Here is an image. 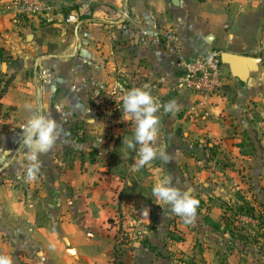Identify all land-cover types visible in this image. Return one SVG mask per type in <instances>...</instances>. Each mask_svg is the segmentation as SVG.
Segmentation results:
<instances>
[{
	"label": "crops",
	"instance_id": "1",
	"mask_svg": "<svg viewBox=\"0 0 264 264\" xmlns=\"http://www.w3.org/2000/svg\"><path fill=\"white\" fill-rule=\"evenodd\" d=\"M48 1L52 10L33 16L0 0V148L10 152L0 163V255L17 252L32 264H171L164 248L185 243L194 222L205 224L201 215L263 212L264 137L249 111L264 106V0ZM72 12L77 22L68 23ZM166 29L178 34L186 58L228 52L255 58L254 68L240 81L222 64L218 94L188 90L178 55L161 38ZM136 87L160 104L154 147L168 154L139 171L130 169L138 146L125 145L134 121L121 110L106 122L89 98L105 89L119 101ZM29 105L55 119L59 132L39 155L35 181L20 141ZM79 129L85 135L75 141ZM164 178L199 200L191 223L140 192ZM174 229L184 233L180 242L168 237ZM245 258L239 252L236 264Z\"/></svg>",
	"mask_w": 264,
	"mask_h": 264
},
{
	"label": "clouds",
	"instance_id": "2",
	"mask_svg": "<svg viewBox=\"0 0 264 264\" xmlns=\"http://www.w3.org/2000/svg\"><path fill=\"white\" fill-rule=\"evenodd\" d=\"M119 107L129 119L135 123L132 137L125 141L127 149H137L138 159L133 169L139 171L153 161L159 154L167 161V150L159 151L154 147L158 135L159 117L156 113L160 104L145 88H131L119 98ZM28 107L31 115L21 129L20 141L27 151L26 159L29 161L27 177L30 181L37 179L40 170L39 155L51 150L59 135L56 120L47 114H37L32 107ZM169 107L165 106V111ZM10 156L9 150L0 148V163L3 158ZM152 195L157 205H170L171 212L181 217L185 223H191L195 217L199 200L191 193L181 192L171 186L169 179H157L152 187ZM147 217V215H144ZM147 220V219H146ZM0 264H13L10 256L0 255Z\"/></svg>",
	"mask_w": 264,
	"mask_h": 264
},
{
	"label": "rangeland",
	"instance_id": "3",
	"mask_svg": "<svg viewBox=\"0 0 264 264\" xmlns=\"http://www.w3.org/2000/svg\"><path fill=\"white\" fill-rule=\"evenodd\" d=\"M226 74H224V81L226 80ZM221 91V90H220ZM238 191L234 186L233 191ZM235 191L233 193H235ZM140 192H144L145 196L152 194L151 189H143ZM139 192L136 191V194ZM145 196L142 195L141 199H145ZM207 193H203V198H207ZM229 199H234L235 194ZM219 200L216 202V208L218 212L222 210L223 203ZM260 203H264V198L258 199ZM200 205V203H199ZM246 209V208H245ZM248 210V209H247ZM223 211V210H222ZM225 214H214L213 219L208 218V214H203L199 219L205 220V224H197L194 222V234L188 230L185 234V243L171 244L169 243L164 252L171 258V264H228L229 260L232 264H236L238 259V253H243L246 257L245 264H264V232L262 228L264 222H260L258 219L259 216H262L264 219V210L263 212H258L254 214L257 218H251L246 213H235L233 210L229 213L224 212ZM206 217V219H204ZM196 218V217H195ZM223 219H228L230 225L225 228L223 225ZM216 224H220L217 227ZM173 236L178 238L183 237L180 231L171 230ZM230 239H234L231 242ZM175 240V239H174ZM234 253L232 257H226V254L230 252ZM12 253V252H11ZM10 254H8L9 256ZM30 255V254H28ZM241 260L242 255L240 254ZM228 261H227V260ZM13 264H32L29 262H24L18 253L12 257Z\"/></svg>",
	"mask_w": 264,
	"mask_h": 264
},
{
	"label": "built area",
	"instance_id": "4",
	"mask_svg": "<svg viewBox=\"0 0 264 264\" xmlns=\"http://www.w3.org/2000/svg\"><path fill=\"white\" fill-rule=\"evenodd\" d=\"M9 6L17 14L33 16L45 14L53 8L48 0H11ZM77 18V13L72 12L66 17V22L75 23ZM161 38L169 50L178 55L179 66L182 71L181 86L205 96L220 92L224 85V72L219 52L211 51L192 58H186L179 50L180 38L174 30L166 29L162 31ZM89 98L94 113L102 116L106 122L117 119L121 109L114 94L105 89H92ZM249 112L250 119L254 120L259 133L264 137V106H260L256 112ZM84 135V130L79 129L73 139L79 141L84 138ZM137 159L138 156L130 165V169H133L132 166ZM134 237L139 240L144 238L141 234H136Z\"/></svg>",
	"mask_w": 264,
	"mask_h": 264
},
{
	"label": "water",
	"instance_id": "5",
	"mask_svg": "<svg viewBox=\"0 0 264 264\" xmlns=\"http://www.w3.org/2000/svg\"><path fill=\"white\" fill-rule=\"evenodd\" d=\"M222 64L229 66L230 75L240 81H245L250 70L254 67L256 59L247 55H236L228 52H221Z\"/></svg>",
	"mask_w": 264,
	"mask_h": 264
},
{
	"label": "trees",
	"instance_id": "6",
	"mask_svg": "<svg viewBox=\"0 0 264 264\" xmlns=\"http://www.w3.org/2000/svg\"><path fill=\"white\" fill-rule=\"evenodd\" d=\"M0 58H2V50L0 49ZM7 84H4V86H6ZM4 91V89H1V93ZM246 211H247V213L246 214H248V216H250L251 218H257L255 215H254V213H252V212H250V210H247L246 209ZM258 219H260V222H264V219L262 218V216H259L258 217ZM217 226V225H216ZM218 227V226H217ZM262 231L264 232V226H263V228H262ZM168 237L169 238H173V239H176V240H178V238H175L174 236H173V232L172 231H169L168 232ZM144 239V238H143ZM142 239V240H143ZM180 240V239H179ZM143 242H145V241H143ZM148 247L150 248V250L151 251H153V252H155L156 254H157V251H156V248L155 247H152V246H150V245H148ZM114 264H119V262H114Z\"/></svg>",
	"mask_w": 264,
	"mask_h": 264
}]
</instances>
